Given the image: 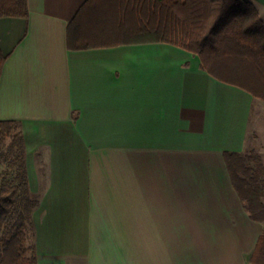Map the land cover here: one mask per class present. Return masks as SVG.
<instances>
[{
  "label": "crops",
  "instance_id": "crops-1",
  "mask_svg": "<svg viewBox=\"0 0 264 264\" xmlns=\"http://www.w3.org/2000/svg\"><path fill=\"white\" fill-rule=\"evenodd\" d=\"M248 1L264 21V0ZM87 2L0 17V120L22 123L38 264H248L263 223L225 152L264 135V99L182 46L119 41L124 0ZM80 11L94 45L72 48Z\"/></svg>",
  "mask_w": 264,
  "mask_h": 264
},
{
  "label": "trees",
  "instance_id": "trees-1",
  "mask_svg": "<svg viewBox=\"0 0 264 264\" xmlns=\"http://www.w3.org/2000/svg\"><path fill=\"white\" fill-rule=\"evenodd\" d=\"M114 6L111 17L119 41L153 40L182 46L199 54L208 71L226 72L230 79L238 78L242 86L264 99V21L252 2L124 0ZM82 11L70 23L72 48L94 45L74 27ZM3 16L27 18L28 0H0ZM7 57L0 49V75ZM225 160L248 215L263 223L248 264H264V161L253 150L227 151ZM0 163L4 164L0 169V264H38L36 248L28 240L39 199L30 188L19 120H0Z\"/></svg>",
  "mask_w": 264,
  "mask_h": 264
},
{
  "label": "rangeland",
  "instance_id": "rangeland-1",
  "mask_svg": "<svg viewBox=\"0 0 264 264\" xmlns=\"http://www.w3.org/2000/svg\"><path fill=\"white\" fill-rule=\"evenodd\" d=\"M257 111L255 109V113H254V122H257ZM264 120V118L262 119ZM259 124V121H258ZM263 123L261 122V125ZM264 125V124H263ZM250 145H249V149L248 150H253L255 152H257L258 154H260V156L262 157L263 161H264V135L263 134H252L250 137ZM4 168V164L0 163V169Z\"/></svg>",
  "mask_w": 264,
  "mask_h": 264
}]
</instances>
